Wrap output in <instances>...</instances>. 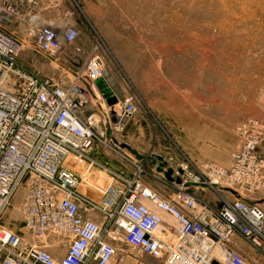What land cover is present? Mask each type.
<instances>
[{
	"label": "built area",
	"instance_id": "1",
	"mask_svg": "<svg viewBox=\"0 0 264 264\" xmlns=\"http://www.w3.org/2000/svg\"><path fill=\"white\" fill-rule=\"evenodd\" d=\"M65 19L43 26L32 1L0 0V264H122L127 250L158 264H248L234 240L256 252L264 245V210L253 198L264 193V123L249 118L236 126L239 146L228 168L184 156L149 172L147 157L133 159L105 134V123L112 133L123 130L137 100L132 92H110L121 107L112 121L100 50L70 81L19 60L25 43L11 24H23L32 53L54 60L79 37ZM95 147L125 163L95 160ZM70 157L108 178L97 200L78 191L80 176L65 166ZM19 187L23 196L13 209L29 239L3 221ZM204 188L217 192L218 207L195 195ZM217 188L239 190L240 197L229 200Z\"/></svg>",
	"mask_w": 264,
	"mask_h": 264
},
{
	"label": "rangeland",
	"instance_id": "2",
	"mask_svg": "<svg viewBox=\"0 0 264 264\" xmlns=\"http://www.w3.org/2000/svg\"><path fill=\"white\" fill-rule=\"evenodd\" d=\"M59 8L62 20L79 29L76 42L51 60L32 53L30 39L18 33L25 43L19 60L41 75L63 74L70 81L88 54L100 50L104 87L119 98L132 92L137 100L123 130L112 133L105 123V134L133 159L147 157L149 172L172 167L184 156L228 168L239 146L236 126L249 118L264 123V0H62ZM114 104L106 108L113 110L112 121L121 114ZM99 151L113 164L125 163ZM70 158L65 166L80 176L78 191L97 200L108 178ZM216 190L229 200L240 197L239 190ZM23 192L19 187L3 221L29 239L13 209ZM195 195L211 206L220 204L212 189ZM253 198L264 210V193ZM127 254L134 264L147 257L130 250Z\"/></svg>",
	"mask_w": 264,
	"mask_h": 264
},
{
	"label": "crops",
	"instance_id": "3",
	"mask_svg": "<svg viewBox=\"0 0 264 264\" xmlns=\"http://www.w3.org/2000/svg\"><path fill=\"white\" fill-rule=\"evenodd\" d=\"M28 1L33 2L37 21L40 25L52 26V27L60 26L63 16H61L62 9L59 8V1L62 0H28ZM13 24H11L9 28L13 29L14 32L17 33L19 32V34H22V29L24 28L23 24H21L20 27L21 32L18 30V26H19L18 23H15V25ZM90 156L99 162L105 161V159L102 158L101 152L97 148H93L90 151ZM234 247L243 257H245L248 264H264V245L261 249V252H256L252 248H250L246 243H244L242 240L235 238ZM127 258L125 260L127 264H134L135 259L133 256L128 255ZM142 258L143 261L138 262L137 264H148L150 262L149 257H142Z\"/></svg>",
	"mask_w": 264,
	"mask_h": 264
},
{
	"label": "water",
	"instance_id": "4",
	"mask_svg": "<svg viewBox=\"0 0 264 264\" xmlns=\"http://www.w3.org/2000/svg\"><path fill=\"white\" fill-rule=\"evenodd\" d=\"M101 92H102L103 96L107 98V103L109 105H112L116 102V98L113 96H110V92L106 88H102ZM168 174H169V172L166 175L168 176Z\"/></svg>",
	"mask_w": 264,
	"mask_h": 264
},
{
	"label": "bare ground",
	"instance_id": "5",
	"mask_svg": "<svg viewBox=\"0 0 264 264\" xmlns=\"http://www.w3.org/2000/svg\"><path fill=\"white\" fill-rule=\"evenodd\" d=\"M54 60H57V59H54ZM68 159H69V158H67V160H66V161H68Z\"/></svg>",
	"mask_w": 264,
	"mask_h": 264
}]
</instances>
